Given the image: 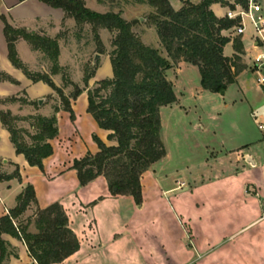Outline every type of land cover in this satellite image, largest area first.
Wrapping results in <instances>:
<instances>
[{"label": "crops", "instance_id": "1", "mask_svg": "<svg viewBox=\"0 0 264 264\" xmlns=\"http://www.w3.org/2000/svg\"><path fill=\"white\" fill-rule=\"evenodd\" d=\"M184 1L196 2L181 0V7ZM224 1L234 5V0ZM168 2L172 7V0ZM210 9L216 17L223 18L229 7L216 3L212 4ZM1 16L13 29L25 30L28 33H37L54 39V34L58 32L55 27L63 21L64 12L39 0L23 2L0 0V59H2L0 74L19 83L15 85L0 79V100L23 95L30 102L38 101L37 99L44 100V97L53 93L50 87L47 94L30 97L24 88L29 89L43 82L33 83L21 70L12 65L10 67L3 60L2 57L7 55V44ZM147 30L155 31L153 28ZM144 33L140 35V40L145 38ZM241 39L242 36L240 41ZM158 43L159 39L156 41L157 46ZM15 47L19 59L30 71L49 72V65L43 54L32 50L26 41L18 39ZM21 49H24V55H21ZM165 58L170 61L169 58ZM172 69L166 70L165 76ZM194 69L198 71L189 63L183 61L177 63L174 70L178 74L179 92L178 97L175 95L176 102L172 105L178 104L184 108L181 102L186 95L197 101L195 93L199 89L196 88L193 91L189 87V77L195 72ZM95 74L96 71L88 85L92 86L98 82L94 80ZM53 77L52 80L57 85ZM210 94V100L216 103L218 93L210 92ZM223 96L220 95V97ZM71 104H74V101H71ZM5 105L1 106L4 110L21 111V106L17 103ZM172 105L162 107L160 114L163 108ZM26 107H28L26 110H29L32 106ZM49 115L48 112L45 117ZM42 116H44L43 113ZM262 120L264 115L258 117L257 124ZM104 131L106 137L101 141L108 146L115 145L107 139L110 132ZM161 138L166 150L162 133ZM260 138L253 137L249 142L236 144L227 149L222 146L217 152H211L209 147L204 146L210 157L196 164L197 169L201 167L205 171L204 175L200 177L198 174H190V178L184 180H178V170H165L166 151L165 157L154 163L141 176L142 205L140 209L136 208L130 196H112L106 180L101 176L78 192L80 194L89 191L91 194V197L86 200L92 203V206L87 209L88 214L86 207L79 202L77 212L71 215L74 207L65 203L64 200H59L58 204L64 209L69 227L80 245L75 254L59 264H264V155L257 146ZM196 147L197 145L194 148ZM49 160L43 161L45 168ZM0 161L2 172L10 174L17 166L21 177V182L16 179L0 182L1 218L15 208L18 195L27 185L33 183L29 177V171H34L22 155L15 153L9 133L1 122ZM71 166L70 163L66 167L60 166L61 172L57 174V177L60 179L70 173ZM52 168V166L49 167L50 170ZM95 184L103 186L99 193L95 192L97 189ZM33 189L37 203L32 204L22 214L23 218L28 216L32 218L37 208L44 209L56 201L50 200L47 203L45 202L47 200H40L37 189L35 187ZM80 215H87V217L81 224H76L75 219ZM17 221L20 222L19 219ZM13 224L17 225L16 220H13ZM28 231L35 232L33 225ZM1 239L6 246L3 264H36L21 240L5 233L1 235Z\"/></svg>", "mask_w": 264, "mask_h": 264}, {"label": "trees", "instance_id": "2", "mask_svg": "<svg viewBox=\"0 0 264 264\" xmlns=\"http://www.w3.org/2000/svg\"><path fill=\"white\" fill-rule=\"evenodd\" d=\"M39 1L61 9L77 24H90L94 30L103 28L117 32L111 41L113 49L109 53L113 78L98 81L94 88L87 91V112L99 128L110 132L107 139L115 145L108 146L95 138L98 151L75 159L71 168L76 171L81 186L101 176L106 180L112 196H130L140 208L141 176L166 155L161 138L160 109L176 102L165 71L178 62L189 63L198 69L201 88L219 94L235 84L237 77L245 70V66L240 63L243 55L240 38L231 39L223 35V32L235 27L238 20L218 18L210 9L216 3L228 6L231 10L234 5L224 0H201L197 4L184 1L183 6L175 11L168 0H134L155 10L152 23L170 62L158 50L142 44L131 30L133 23L126 22L119 14L93 12L85 7L82 0ZM234 4L246 6V1L234 0ZM1 20L7 58L11 65L21 70L33 83L43 82L49 86L60 100L51 116L29 118L32 120V134L17 127L19 118L0 111V122L9 133L15 153L22 155L29 166L43 171V160L52 154L50 141L58 134L56 113L64 110L73 121L71 101L83 90L75 86L74 91L66 96L52 80V76L60 71L56 38L13 29L3 16ZM18 39L26 41L32 50L42 53L51 62L48 73L32 72L22 64L15 47ZM231 40L234 54L225 57L223 48ZM92 76V72L84 76L85 87ZM0 79L16 83L3 74H0ZM261 89L264 93V84ZM17 100L20 101L11 98V101ZM24 135H27L29 143L25 141ZM1 166L0 161V182L13 179L21 182L17 166L10 174L2 172ZM16 202L15 208L0 218V264L6 257V246L1 239L4 233L21 240L36 264H59L79 250V241L70 229L68 217L60 204L37 208L25 226H17L13 220L37 203L33 187L27 185ZM30 224H33L34 233L28 231Z\"/></svg>", "mask_w": 264, "mask_h": 264}, {"label": "rangeland", "instance_id": "3", "mask_svg": "<svg viewBox=\"0 0 264 264\" xmlns=\"http://www.w3.org/2000/svg\"><path fill=\"white\" fill-rule=\"evenodd\" d=\"M193 1H196L193 3L197 4L201 0ZM83 2L85 7L93 12L119 14L126 22L133 23L131 30L139 39L140 35L145 32V38L141 39L142 44L158 50L162 57H167L160 42L158 46L156 44L158 38L155 31L150 32L147 30L155 29L152 23L155 10L147 4L136 3L134 0H86ZM180 2L181 0H172V8L176 11L179 10L181 7ZM244 24L245 31L241 39L244 50L240 63L245 66V70L238 76L237 83L230 85L223 97L218 94L216 96L218 100L215 103L210 100V92L201 90L199 73L194 69L195 72L189 77V87L193 91L196 88L199 89L195 93L197 101L186 95L181 102L184 108L177 104L161 110L160 115H162L161 121L163 124L161 133L167 151L165 170H178V180L189 179L190 174H198L200 177L204 175L205 171L201 167L197 169L196 165L201 160L210 157L204 146L209 147L211 152H217L222 146L227 149L236 144L249 142L253 137H261L257 146L264 155V134L256 126L258 117L264 115V93L261 89L262 85L257 82L260 74L253 67V58L258 51L251 47V36L253 34L251 25L247 20ZM55 28L58 32L54 34L53 38L58 41L60 71L53 79L66 96L74 91L75 86L82 90L94 88L95 83L92 86L87 84V87H85L83 82L84 76L91 72L94 75L96 71L94 77L96 81L113 78V70L108 57L113 49L111 41L117 34L116 31L103 28L94 30V27L90 24H77L72 17L65 13L63 21ZM33 34L39 35L37 33ZM223 34L232 39L240 38L235 34L234 27L223 32ZM20 53L24 55V49H21ZM232 54L233 47L230 42L224 46L223 55L230 57ZM96 55L99 56L97 60H95ZM2 58L11 67L7 55ZM45 59L50 69L51 62L47 58ZM19 60L22 62L21 59ZM176 66L177 64H173L171 66L173 69L165 77L171 83L173 91L178 97V74L174 70ZM14 81L16 83L9 82L19 85L16 80ZM48 87L43 83H37L29 89L24 88V91L27 95L33 97L37 94H47ZM88 89L82 91L74 100V104H71L74 114L73 121H71L69 113L64 110H59L56 113L58 134L51 141L52 154L44 159H50L46 168L43 166V171H41L35 166H30L34 168V171H29V177L33 180L31 185L37 189L39 199L47 200L45 201L47 203L50 200H56L54 203L64 200L65 203H69L75 208V210L72 208L71 215L77 212L79 202L86 207V210L92 206V203L86 201L91 197V194L89 191L78 193L80 189H84L88 184L81 186L77 180L76 171L72 168L69 170L70 173L59 179L57 174L61 172L60 166L66 167L69 163L72 165L75 159H80L87 154H94L97 150L94 139L103 140L106 137V132L99 128L94 118L87 112ZM11 98H17L20 101H11ZM11 98L0 100V111L9 112L12 117L19 118L20 121L17 123V127L29 134L33 133L30 127L32 124L30 117L42 116V113L47 116L48 112L51 116L53 108L60 104V100L55 93L44 97L40 106H38L37 101H28L24 95ZM15 103L21 106L20 112L1 108L4 104L7 106ZM27 105L32 107L26 110ZM41 110L43 111L41 112ZM31 112L32 114H30ZM24 139L29 143L27 135H24ZM195 145L198 148H194ZM50 166L53 167L52 170L49 169ZM44 173L47 174V177L43 175ZM37 178H43L44 180ZM95 185L97 188L95 192L99 193L103 186L100 184ZM136 208L140 209L137 206ZM21 216L22 214L15 219L17 226H25L31 219L29 216L27 218ZM86 217L87 215L77 216L75 223L81 224ZM18 219L20 222L17 221ZM32 225L30 224L28 230L32 229Z\"/></svg>", "mask_w": 264, "mask_h": 264}, {"label": "built area", "instance_id": "4", "mask_svg": "<svg viewBox=\"0 0 264 264\" xmlns=\"http://www.w3.org/2000/svg\"><path fill=\"white\" fill-rule=\"evenodd\" d=\"M246 6L234 4V9H228L225 16L230 20H238L234 27L235 34L242 36L247 20L252 28L251 47L258 52L253 58V67L260 74L257 78L259 85L264 84V0H245ZM257 128L264 134V120L257 124Z\"/></svg>", "mask_w": 264, "mask_h": 264}, {"label": "water", "instance_id": "5", "mask_svg": "<svg viewBox=\"0 0 264 264\" xmlns=\"http://www.w3.org/2000/svg\"><path fill=\"white\" fill-rule=\"evenodd\" d=\"M98 58H99V56L96 55L95 60H97ZM219 94L223 96V95H224V92H220ZM42 102H43V100H42V99H39V100L37 101V104L40 106V105H42Z\"/></svg>", "mask_w": 264, "mask_h": 264}]
</instances>
